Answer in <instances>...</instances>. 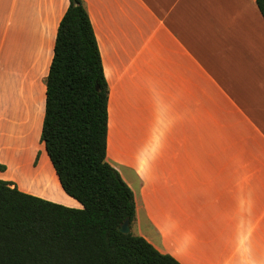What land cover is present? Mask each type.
Segmentation results:
<instances>
[{
	"label": "crops",
	"instance_id": "crops-1",
	"mask_svg": "<svg viewBox=\"0 0 264 264\" xmlns=\"http://www.w3.org/2000/svg\"><path fill=\"white\" fill-rule=\"evenodd\" d=\"M82 3L108 87L106 160L146 220L143 238L180 264H264V20L255 0ZM67 6L0 0V180L80 208L64 192L54 198L60 185L44 146L36 159L27 150Z\"/></svg>",
	"mask_w": 264,
	"mask_h": 264
},
{
	"label": "trees",
	"instance_id": "trees-1",
	"mask_svg": "<svg viewBox=\"0 0 264 264\" xmlns=\"http://www.w3.org/2000/svg\"><path fill=\"white\" fill-rule=\"evenodd\" d=\"M264 20V0H255ZM108 87L82 0H68L45 79L40 141L60 188L81 208L0 180V264H180L118 227L134 196L106 160ZM0 169H3L0 166Z\"/></svg>",
	"mask_w": 264,
	"mask_h": 264
},
{
	"label": "rangeland",
	"instance_id": "rangeland-1",
	"mask_svg": "<svg viewBox=\"0 0 264 264\" xmlns=\"http://www.w3.org/2000/svg\"><path fill=\"white\" fill-rule=\"evenodd\" d=\"M43 107H44V105H43ZM31 136H32L31 139L29 140V142H27L28 143L27 150L29 152H31V155L33 154V156L36 159L39 156V153H40L39 146L43 148V143L40 141V133H38V135H35V138H34V134H31ZM4 166L5 165L2 166L3 169H0V171H3L4 170ZM11 168L12 167L10 166V171L12 172V169ZM121 172L122 173H125V170L122 169V167H121ZM54 198H57V199H65V196H64V194H63L60 186L57 189L56 193L54 194ZM147 231H148V226H147L146 220H144L143 214L140 211L138 213L135 212L134 218H133V220L130 223V232L133 235L143 237L144 235H147L148 234Z\"/></svg>",
	"mask_w": 264,
	"mask_h": 264
},
{
	"label": "water",
	"instance_id": "water-1",
	"mask_svg": "<svg viewBox=\"0 0 264 264\" xmlns=\"http://www.w3.org/2000/svg\"><path fill=\"white\" fill-rule=\"evenodd\" d=\"M118 230L122 233H129L130 232V225H129V222L128 220H125L119 227H118Z\"/></svg>",
	"mask_w": 264,
	"mask_h": 264
}]
</instances>
